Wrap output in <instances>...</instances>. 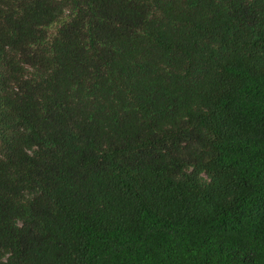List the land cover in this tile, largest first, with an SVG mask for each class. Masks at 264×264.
Instances as JSON below:
<instances>
[{
  "label": "trees",
  "instance_id": "trees-1",
  "mask_svg": "<svg viewBox=\"0 0 264 264\" xmlns=\"http://www.w3.org/2000/svg\"><path fill=\"white\" fill-rule=\"evenodd\" d=\"M0 264H264V0H0Z\"/></svg>",
  "mask_w": 264,
  "mask_h": 264
}]
</instances>
